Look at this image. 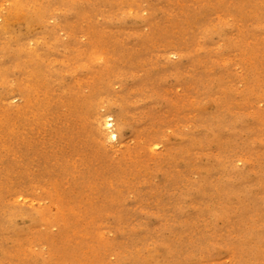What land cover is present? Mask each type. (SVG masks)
<instances>
[{
  "label": "rangeland",
  "instance_id": "374dc122",
  "mask_svg": "<svg viewBox=\"0 0 264 264\" xmlns=\"http://www.w3.org/2000/svg\"><path fill=\"white\" fill-rule=\"evenodd\" d=\"M0 264H264V0H0Z\"/></svg>",
  "mask_w": 264,
  "mask_h": 264
},
{
  "label": "bare ground",
  "instance_id": "6f19581e",
  "mask_svg": "<svg viewBox=\"0 0 264 264\" xmlns=\"http://www.w3.org/2000/svg\"><path fill=\"white\" fill-rule=\"evenodd\" d=\"M113 135H115V134H113ZM116 137V136H115Z\"/></svg>",
  "mask_w": 264,
  "mask_h": 264
}]
</instances>
